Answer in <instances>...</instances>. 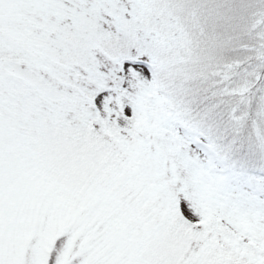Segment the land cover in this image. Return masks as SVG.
I'll list each match as a JSON object with an SVG mask.
<instances>
[{
	"label": "snow or ice",
	"instance_id": "1",
	"mask_svg": "<svg viewBox=\"0 0 264 264\" xmlns=\"http://www.w3.org/2000/svg\"><path fill=\"white\" fill-rule=\"evenodd\" d=\"M0 264H264V0H0Z\"/></svg>",
	"mask_w": 264,
	"mask_h": 264
}]
</instances>
